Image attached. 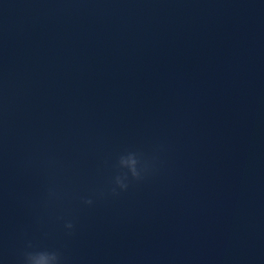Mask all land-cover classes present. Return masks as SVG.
<instances>
[{
  "label": "water",
  "instance_id": "95a60500",
  "mask_svg": "<svg viewBox=\"0 0 264 264\" xmlns=\"http://www.w3.org/2000/svg\"><path fill=\"white\" fill-rule=\"evenodd\" d=\"M47 249L264 264L262 0H0V264Z\"/></svg>",
  "mask_w": 264,
  "mask_h": 264
},
{
  "label": "clouds",
  "instance_id": "9594fccd",
  "mask_svg": "<svg viewBox=\"0 0 264 264\" xmlns=\"http://www.w3.org/2000/svg\"><path fill=\"white\" fill-rule=\"evenodd\" d=\"M130 162L131 167H129ZM113 167L115 174L110 181L107 191L115 196L118 192L127 190L131 181L142 180L149 170V162L143 153L137 150H126L116 157ZM51 194L54 195V193ZM103 194V192L100 193V195ZM82 202L85 205H92L93 199L91 197L82 198ZM64 228L71 230L73 228L72 221L66 220ZM21 264H63V260L61 254L55 249H47L42 252L28 250L23 253Z\"/></svg>",
  "mask_w": 264,
  "mask_h": 264
}]
</instances>
